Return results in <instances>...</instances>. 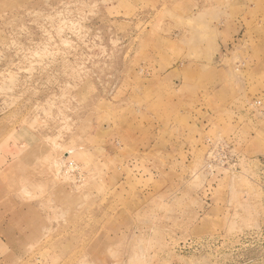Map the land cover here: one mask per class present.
I'll return each mask as SVG.
<instances>
[{
  "label": "rangeland",
  "instance_id": "obj_1",
  "mask_svg": "<svg viewBox=\"0 0 264 264\" xmlns=\"http://www.w3.org/2000/svg\"><path fill=\"white\" fill-rule=\"evenodd\" d=\"M0 264H264V0H0Z\"/></svg>",
  "mask_w": 264,
  "mask_h": 264
},
{
  "label": "crops",
  "instance_id": "obj_2",
  "mask_svg": "<svg viewBox=\"0 0 264 264\" xmlns=\"http://www.w3.org/2000/svg\"><path fill=\"white\" fill-rule=\"evenodd\" d=\"M243 80H239L233 74L225 69H216L214 71L213 83H217L216 96L221 100L224 97H229V106L237 108L243 102V96L248 91L249 80L244 76L250 75L249 71H243ZM247 72V73H246ZM223 101V100H222ZM223 103H226L225 101ZM230 104H233L230 105Z\"/></svg>",
  "mask_w": 264,
  "mask_h": 264
},
{
  "label": "built area",
  "instance_id": "obj_3",
  "mask_svg": "<svg viewBox=\"0 0 264 264\" xmlns=\"http://www.w3.org/2000/svg\"><path fill=\"white\" fill-rule=\"evenodd\" d=\"M223 161V163L225 162V160H222Z\"/></svg>",
  "mask_w": 264,
  "mask_h": 264
}]
</instances>
